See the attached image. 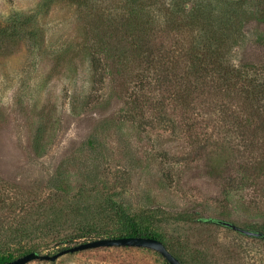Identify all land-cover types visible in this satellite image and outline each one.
Wrapping results in <instances>:
<instances>
[{
  "label": "rangeland",
  "instance_id": "1",
  "mask_svg": "<svg viewBox=\"0 0 264 264\" xmlns=\"http://www.w3.org/2000/svg\"><path fill=\"white\" fill-rule=\"evenodd\" d=\"M91 1L108 6L106 18L128 15L112 0ZM159 1L161 7L177 4ZM204 1L213 16H233L230 0ZM263 4L244 1L245 31L255 28ZM84 15L65 0H0V205L17 197L33 207L43 199L57 208L75 204L87 208L83 214L104 232L114 233L125 223L104 211L111 199L185 264H264L255 253L264 250L258 237L205 221L264 232V208L253 201V185L242 182V134L231 117L241 119L248 111L236 103L223 112L198 110V124L185 131L167 90L155 84L138 92L133 56L129 67L118 61V51L137 54L130 38L107 45L115 26ZM120 21L125 32L122 24L130 23ZM166 41L169 48L172 39ZM236 55V63L264 68V53L251 39ZM91 57L98 61L93 74ZM185 210L192 221L176 219ZM62 242L29 243L52 255L84 241ZM64 256L55 264H164L162 256L140 247Z\"/></svg>",
  "mask_w": 264,
  "mask_h": 264
},
{
  "label": "trees",
  "instance_id": "2",
  "mask_svg": "<svg viewBox=\"0 0 264 264\" xmlns=\"http://www.w3.org/2000/svg\"><path fill=\"white\" fill-rule=\"evenodd\" d=\"M65 1L74 4L79 12L85 11L84 16L90 21H108L115 26L114 30L111 29L112 37L106 42L107 45L116 44V38H130L137 54L118 51V61L129 67L133 56V65L137 66L134 85L138 87V92L156 87L155 84L167 90L168 98L180 110V127L185 131L194 130L198 124V110L204 111V114L218 110L223 112L236 103L241 110L244 108L248 111L249 114L241 119L235 113H231V117L242 134V182L253 185V201L264 208V68L255 67L244 60L236 63L237 49L247 39H251L264 53V8L263 14L254 19L255 28L245 31L243 25L246 19L242 17L245 0H230L234 6L233 16L225 15V19L213 16L210 4L204 0L192 3L177 0L172 7H161L159 0H112L111 4L126 8L128 15L116 14L110 18H106L110 15H106L108 6L97 5L91 0ZM237 11H240L239 15ZM120 20L130 23L122 24L127 33L120 29ZM129 28L131 30L128 32L126 29ZM158 38L165 40L156 41ZM167 38L172 39V42H168L171 45L169 48L164 44ZM89 64L91 73H95L98 61L91 57ZM55 205L56 202L45 205L43 199L33 207L19 197L1 201L0 264L13 260L16 255L35 251V243H29L34 238L45 247L50 243L86 242L87 239L102 236L149 237L166 245L157 233L141 226L111 199L105 202L104 211L125 223L114 233H106L97 223L90 221L83 214L87 208L74 207L75 204H70L72 207L69 208L65 205L57 208ZM190 213L188 210L180 212L176 219L192 221ZM209 219L205 221L213 222ZM258 240L264 243V237H258ZM78 253H68L64 257H73ZM255 253L259 255L257 260L264 263V250ZM176 258L185 264L180 257ZM163 261L169 264L164 258Z\"/></svg>",
  "mask_w": 264,
  "mask_h": 264
},
{
  "label": "water",
  "instance_id": "3",
  "mask_svg": "<svg viewBox=\"0 0 264 264\" xmlns=\"http://www.w3.org/2000/svg\"><path fill=\"white\" fill-rule=\"evenodd\" d=\"M219 225L230 228L242 235L249 237H264V233L261 231H254L240 227L228 221L209 219ZM62 244H67L63 241ZM103 247H140L152 250L160 254L169 264H181V262L174 257L164 246L162 242L157 239L149 237H116V238H100L92 241L78 243L73 246L65 247L52 255L40 254L36 251L28 252L20 257H17L11 261L3 264H27L31 261H56L59 257H62L68 253H75L90 249H97Z\"/></svg>",
  "mask_w": 264,
  "mask_h": 264
}]
</instances>
